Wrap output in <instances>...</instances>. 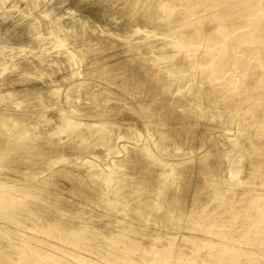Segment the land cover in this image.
<instances>
[{
  "label": "bare ground",
  "instance_id": "obj_1",
  "mask_svg": "<svg viewBox=\"0 0 264 264\" xmlns=\"http://www.w3.org/2000/svg\"><path fill=\"white\" fill-rule=\"evenodd\" d=\"M8 1L0 0V3L4 6ZM160 1L164 10L162 17L173 15L170 23L158 26L159 28L156 27V23H144V27H139L137 17H130L129 20L134 22L127 23L129 27L121 24L124 30H127V27L128 30L132 29L134 25H138L140 29L146 25L149 27L148 30L146 27L145 31L142 29L143 33L139 32L144 36L137 38L136 42H130L134 36L132 38L127 36L126 39L129 38L130 41L126 42L131 44L124 41L126 44L121 46L119 41L109 38L108 40H112L110 45H105L103 40L101 44L105 46L97 47L96 43L94 47V41L91 42L93 39H87V42L91 43L85 46L90 45V48L82 47L83 44H80L79 49L71 46L72 48L65 51L68 63L74 64L76 68H72V72L67 70V76L60 80L70 82V79L76 78L75 82L73 80V83L68 82V87L65 86L68 85L66 83L55 81L56 74H53L55 75L53 82L49 83L50 79L36 86L35 82L30 89L15 85L21 82L22 77L26 78L24 75L27 72L32 73L31 70L36 68L33 61L25 63L22 69L18 65L21 69L19 74H10L9 78L7 76V79L4 78L3 83H0V102L8 92H14L12 96L19 92L18 99L15 100L10 98L9 93L8 103L17 105L23 101L27 104L38 102L42 105L52 99L55 102H62L60 106H63L58 110L57 119L51 117L55 115L44 116V121L42 119L39 123L31 124L33 128L35 124L37 130L44 127L38 133L33 129L28 135L22 136L17 130H12L13 126L7 130L2 125V120L0 121V162L8 163L10 159L17 166L25 165L31 170L30 176L33 177H38V173L42 174L41 169L50 168L51 172V167H57L55 171L53 169L54 172L43 176L42 179L39 178L36 183L34 181L35 184L32 182V185L28 186L29 189L22 192L27 206L23 209L25 217L18 218H23V221L30 223L31 226H36V229H33L37 233L31 232L26 242L21 238L20 243L10 244V241H13V232H19L16 224L21 222L16 216L10 218L8 222L10 225L15 223V229L0 233V239L11 234L12 236H7L9 239L5 241L8 243L5 246L12 245L8 247L12 251L8 250L9 253L2 255L0 264H106L105 261L113 264H235V262L239 264L245 256L249 257L246 264L255 262V255L252 257L255 251L252 254L250 249L255 248L253 242L256 239L246 238L244 232L253 228L257 236H262L264 240V133L241 137L240 143L234 146L233 151L245 153L243 155L239 153L238 157L231 156L233 159H229L230 182L227 181L229 187L224 184L226 188L222 186L221 177L215 178L218 175L217 171L220 172V169H217L220 160L219 156L215 155L218 145L213 137L214 130L208 128L200 131L202 128L198 127L199 130L196 126L201 124V119L209 122L212 120L210 118H220L227 113L236 117L241 114L238 109L246 106L253 109L250 116L252 119L255 117L254 126L258 129L256 131L264 129V120L259 121L264 113V7L260 8V0ZM155 2L156 0H121L116 10L123 14L136 9L141 14L150 15L153 9L158 7L155 6ZM41 4L40 0L28 4L24 11L26 15L19 23L33 17L27 24L35 26L37 19L50 15L41 10ZM211 10L215 23L204 29L198 24L206 21L208 11ZM115 15L116 19L120 18L116 13ZM176 15L178 17L174 18ZM194 15L199 16L195 18ZM193 20L199 22L198 24L195 22L199 27L189 23L194 22ZM49 25L47 31L36 34L38 37H34L35 40L42 36L47 38L50 36L49 41L54 42L55 39H60L59 34L67 32L72 27H56L57 23ZM132 30L134 32V27ZM16 33V30L10 31V35ZM78 35L79 33L73 38L78 39ZM235 35L251 39L243 46V50L246 55L253 58L238 74H233V68L230 70V66L227 67L228 62L230 65L232 58L239 53V46L229 45L228 38ZM67 41L69 43L70 39ZM99 41L98 39L97 42ZM3 53L0 52L1 68L5 64L15 63L14 61L5 63L7 60H4ZM229 54H232L230 60L227 58ZM37 60L39 61L38 58ZM17 63L14 64L13 70L17 69ZM83 63H86V67L80 68ZM2 70L0 75L8 73L6 69ZM41 70L40 68L39 71ZM205 75L208 76L204 78ZM16 78L20 80L17 81ZM224 78L226 81L223 82ZM219 81L223 84L218 85ZM197 82L203 83V93L205 92L201 99L203 101L197 96L189 97L184 94L179 96L186 88H193L192 84ZM239 84V97L225 98V95L231 93ZM14 88H18V91ZM61 88L67 89L66 92L64 90L61 94ZM27 90L29 93H25ZM201 102L206 108L201 106ZM229 105L236 109L240 107L237 110L231 107L232 110L229 111L226 110ZM217 106H220V110ZM17 112H14V117L10 113L9 117L6 116L7 113H3L2 119L4 115L7 121H12L16 116L19 119L25 116L27 120L34 118L28 115L34 111L31 113L26 111L27 114L23 112V115ZM37 119H32V122ZM84 119L90 120V125H86L88 128L84 130L85 133L82 131L66 140L53 139V134L47 136L50 127L47 123L50 120L55 122H50L52 125L65 124L71 128L80 126ZM46 126L47 133L44 132ZM227 132L231 130L227 128ZM31 133L34 135L29 138ZM188 134L191 136L189 138L198 141L194 146V151L199 150L198 154L184 153ZM113 138L116 140L112 146L109 142H112ZM84 140L89 141L88 144H85ZM82 141L85 143L82 145L80 143L82 148L80 146L79 149V144L76 146V143ZM103 143L116 150L115 154L121 152L125 154L124 149H127L130 155L125 160H119V163L111 165L115 159L113 155L102 153L99 148V154L96 153L94 158L88 157L91 160L89 171L77 169L76 173L71 170L75 173L72 174L73 177L64 175L67 173L64 168L70 166L71 169L77 161L70 160L71 157L66 156L67 154L72 156L78 154L77 152L89 154ZM63 156L67 157L66 161L62 159ZM105 161L109 165L107 168L104 167ZM63 169L65 173L62 172ZM34 173H37V176ZM103 174H107V179H100V175ZM110 174L118 175V179H113ZM113 181L114 187L117 188L115 194H119L121 202V207L118 206L117 209L126 213L128 217L131 214L134 218L132 219L134 221L130 219L131 222L128 221L127 224L122 220L125 224L123 227L118 224L123 218L118 220L114 217V212L110 214L104 211V208L102 210L96 208L102 206V203L103 206L111 205L105 201L108 197L105 187H111ZM250 186L257 187L252 190L245 189ZM96 209L100 210L99 213ZM95 211L96 213H92ZM218 211L220 214H213ZM218 215L221 216L218 218ZM201 248L203 250L208 248V251L200 255L203 253H200ZM261 248L263 251L260 256H264V243ZM86 250L90 253L85 254ZM198 253L199 256L196 255Z\"/></svg>",
  "mask_w": 264,
  "mask_h": 264
},
{
  "label": "rangeland",
  "instance_id": "obj_2",
  "mask_svg": "<svg viewBox=\"0 0 264 264\" xmlns=\"http://www.w3.org/2000/svg\"><path fill=\"white\" fill-rule=\"evenodd\" d=\"M36 0H9L4 6H2V4L0 3V52H4L3 53V56H5L4 57V60H7L5 63H9V62H11V63H13V61L16 63V62H18L16 65V67H17V69H19V70H17L15 67V71L13 70V66H15L14 64L15 63H13V64H5L4 65V67H2L1 68V66H0V71L2 70V69H6L7 71H8V73H6L5 75L4 74H1L0 75V83H3L2 82V80L4 81V78H5V80L7 79V78H9V76H10V74L11 75H13V73H15L16 75H18L19 74V72L21 71V69L23 68L22 66H24V64L25 63H28V62H35V67L38 69V71H36L37 69L36 68H34V69H32L31 71H32V73L29 71V74H28V72H27V74H26V72L24 73V74H26V75H24V77H26L25 79H23V77L21 78V82L19 81L20 80V78H19V80L16 78V80L17 81H19V82H17V83H15V85H17V86H20V87H28L29 89L30 88H33V83H35L36 82V84H35V86L36 85H38V84H42V82L44 83V82H48L50 79V81H49V83H51V81H52V79H54L55 77V81H57V82H60V83H66V84H68V85H65V86H69V83H71L72 82V80H73V82H75V80H76V78H74V79H70V82L69 81H66V82H62V81H60L61 79H62V77L64 78L65 76H67V74H68V72H70L71 70H72V68H75L73 65L74 64H71V63H68V55L65 53V51H67L68 49H70V48H72V47H78V49L79 48H81V46H80V44H83L82 45V47L83 46H85V44H90L91 42H93L94 41V43H93V46L94 47H96V45H94V44H98L97 45V47H99L100 45H103V46H105V45H107V44H111L112 42H110V41H114V40H117V41H119L118 43L120 44L121 43V46H122V44H126L127 42H129L130 41V39L129 38H132L133 36V39H131V41L130 42H136L137 41V38H141V36L143 35V34H140V33H143L146 29V27H147V25L146 24H148V23H156V27H160V26H163V25H166L168 22L170 23V21H171V19H172V16L173 15H164L165 17L163 18L162 17V15L164 14V10H162V8H161V2L162 1H160L159 2V0H156V2H155V6H158V7H156V8H154L153 9V12H152V14H148V15H146V14H144V13H142L141 14V12H139L138 10H136V9H133V10H131V11H127V12H124L123 14H121V12H117V10H118V5L120 4V1L121 0H40L41 2H42V4H41V10L43 9V10H45L46 11V13H50V15H48V16H46V17H43V18H39V19H37L35 22L37 23V25H35V26H33L32 24H27V23H29L31 20H32V18L33 17H30L29 19H24L25 21H23V22H20L19 23V21L22 19V18H24L25 16L24 15H26V14H24V11H25V9L27 8V6H28V4H30V3H33V2H35ZM232 0H229V2H231ZM158 3V4H157ZM157 4V5H156ZM160 4V5H159ZM259 6H260V8H263L264 7V1L263 0H260V3H259ZM262 6V7H261ZM117 7V8H116ZM117 9V10H116ZM155 9H156V11H155ZM264 9V8H263ZM49 11V12H48ZM132 12V13H131ZM139 12V13H138ZM159 12V13H158ZM209 12V14H208V18L206 19V21L205 22H202V23H197L195 20H193L194 22H189V23H194V27H199L198 25H200L202 28H204V29H206V28H208V27H210V26H212V24L214 25V23H215V19H214V17L211 15L212 14V12H213V10H211V11H208ZM115 13L117 14V17H119L120 16V18H118V19H116L115 17H116V15H115ZM118 13H120V14H118ZM256 13V12H255ZM255 13L253 14L254 16H255ZM134 14V15H133ZM138 14V15H137ZM257 14V13H256ZM263 14H264V12H263ZM136 15V16H135ZM153 15H154V17H153ZM161 18H160V17ZM170 16V17H169ZM199 16V15H198ZM198 16H196V15H194V17L196 18V17H198ZM213 18H212V17ZM126 17V18H125ZM130 17L132 18V17H137V22L139 23V27H144V23H146L145 25H146V27L145 28H142V29H144V31L142 30V29H140L139 27H138V25H134L133 27H134V32H133V27H132V29L130 28L129 30H128V24L130 23V21H131V23H133L134 22V20H129L130 19ZM175 17H178L177 15L176 16H174V18ZM115 18V19H114ZM122 18V19H121ZM138 18H139V20H138ZM164 20H163V19ZM128 20V21H127ZM29 21V22H28ZM155 21V22H154ZM78 22H80V23H78ZM195 22L198 24H195ZM49 23H57V25H55L56 27H58V26H65V27H67V26H72V27H70V29H68L67 30V32H65V33H63V34H59L60 35V39H55V41L54 42H52V40H50L49 41V39L48 38H50V36L47 38V36H45V37H40V38H38V39H36L35 40V38L34 37H36L37 35V33H40V32H43V31H47L48 30V28H49ZM73 23V24H72ZM77 23V25H75V24ZM128 23V24H127ZM140 23H142V24H140ZM66 24V25H65ZM125 26L124 24H126V26H128L127 27V30H124V29H122L123 28V26ZM206 26H205V25ZM210 24V25H209ZM87 25V27H85ZM196 25V26H195ZM204 27H203V26ZM208 25V26H207ZM135 27H137V28H135ZM158 27V28H159ZM192 27V26H191ZM193 27V28H194ZM82 29V31H81V29ZM148 28L149 27H147V30H148ZM136 29V30H135ZM12 30H16L17 31V33L16 34H13V35H10V31H12ZM87 30V32H85V31ZM141 30L143 31V32H141ZM79 31V32H78ZM89 31V32H88ZM82 33V35H81V33ZM130 32H132L134 35H132V33H130ZM140 32V33H139ZM79 33V38L78 39H75V38H73V36L74 35H77ZM85 33V34H84ZM87 33H88V35H87ZM130 34V35H132V36H129V35H127V34ZM138 33V34H137ZM84 34V35H83ZM125 34H126V37H125ZM140 34V35H139ZM7 35H8V37H7ZM63 35V36H62ZM138 35V36H137ZM263 35H264V33H263ZM58 36V35H57ZM67 36V37H66ZM81 36H82V38H81ZM85 36V37H84ZM115 36H117L118 37V39H117V37H115ZM123 36L125 37V38H123ZM127 36L129 37L128 39H126L127 38ZM144 36V35H143ZM142 36V37H143ZM240 35H235V36H233V37H230V38H228V40L230 41L229 42V45H236V46H239V49H238V52L239 53H236L237 54V56H234V58H232V60L230 61V65H229V62H228V64H227V67L229 68V66H230V70L233 68V74L235 73H240L242 70H243V68H244V66H245V64H247L248 62H250V60H252L253 58H252V56H250L249 57V55H246L245 54V52H244V45H246V44H248V43H246L247 41H249V40H251L250 38H241V37H239ZM38 37V36H37ZM36 37V38H37ZM64 37V38H63ZM108 37V38H107ZM112 37V38H111ZM119 37H121L122 38V40H121V38H119ZM33 38H34V40H33ZM62 38L64 39V40H62ZM68 38V39H67ZM112 39V40H108V39ZM115 38V39H114ZM46 40V42H45V40ZM69 40L70 39V41H69V43H68V41L67 40ZM85 39V40H84ZM87 39L88 40H90V39H93L90 43L89 42H87ZM100 40L99 42H97V40ZM104 40V43H105V45L102 43L101 44V41H103ZM109 42H108V41ZM66 41V42H65ZM82 41L84 42V43H82ZM126 43H125V42ZM48 42V43H47ZM108 42V43H107ZM48 45H46V44ZM51 43V44H50ZM68 43V44H67ZM45 44V45H44ZM78 44H79V46H78ZM119 44H116V46H119ZM127 44H131V43H127ZM76 45V46H75ZM66 46H68V47H66ZM72 46V47H71ZM103 46H101V47H103ZM90 48L91 46L89 45H87V46H85V48ZM38 48H40V49H38ZM59 48H61V49H59ZM88 51H90L91 49H87ZM42 52V53H41ZM201 52V51H200ZM36 53H40V54H36ZM63 54H65V55H63ZM201 54V53H200ZM248 54V53H247ZM50 55H51V57H50ZM231 55L232 54H229V57H227L229 60L231 59L230 57H231ZM253 55V54H252ZM45 58H44V57ZM240 57V58H237V57ZM40 57H42V58H40ZM46 57H48L50 60H48V58H47V60H46ZM54 57H55V61H54ZM59 57V58H58ZM65 57V58H64ZM233 57V56H232ZM257 57V56H256ZM35 58V59H34ZM37 58L39 59V61L37 60ZM57 58V59H56ZM258 58V57H257ZM34 59V60H33ZM249 59V61H247ZM36 60H37V63H38V65H36L37 63H36ZM46 60V61H45ZM53 60V61H52ZM49 61V62H48ZM56 61L58 62V63H56ZM63 61H65V62H63ZM45 62V63H44ZM46 62H48V63H46ZM70 62H72V61H70ZM22 63H23V65H22ZM52 63V64H51ZM44 64V65H43ZM70 66V68H69V66ZM85 64V65H84ZM11 65V66H10ZM21 66L20 68H19V66ZM40 65V66H39ZM43 65V66H42ZM51 65H52V68H51ZM256 65V64H255ZM10 66V67H9ZM46 66H47V68H46ZM58 66V67H57ZM59 66H61V67H59ZM252 66H254V63H253V65ZM12 67V68H11ZM69 69H68V68ZM83 67H86V63H83L82 65H81V67L80 68H83ZM226 67V70L228 69ZM11 68V69H10ZM42 69L41 71H43V73H41V71H39V69ZM55 68V69H54ZM65 68H67V69H65ZM9 69V70H8ZM36 69V70H35ZM53 69V70H52ZM59 69H60V71H59ZM63 69V70H62ZM66 71H65V70ZM76 69V68H75ZM13 70V71H12ZM34 70V71H33ZM47 71V73H48V75H46L47 73H46V71ZM50 70H52V72L50 71ZM55 70V71H54ZM67 70H68V72H67ZM85 70V69H84ZM3 71V70H2ZM12 71V72H11ZM53 71H54V73H53ZM59 72V74H57V72ZM66 73H65V72ZM228 71V70H227ZM11 72V73H10ZM36 72V73H35ZM38 72H39V74H38ZM51 72V74L50 75H52L51 77H50V75H49V73ZM56 72V73H55ZM72 72V71H71ZM256 72V71H255ZM45 74V75H41V74ZM53 74H56V76L55 75H53ZM71 74V73H70ZM9 75V76H8ZM28 75V76H27ZM32 77H31V76ZM62 75V76H61ZM8 76V77H7ZM43 76V77H42ZM45 76V77H44ZM55 76V77H54ZM61 76V77H60ZM208 75H205L204 76V78H206ZM7 77V78H6ZM50 77V78H49ZM69 77V76H68ZM248 77H250V76H248ZM203 78V79H204ZM22 80H24V81H22ZM47 80V81H46ZM59 80V81H58ZM63 80V79H62ZM202 80V79H201ZM54 81V80H53ZM52 81V82H53ZM222 81L224 82V81H226V78H224V80L222 79ZM222 81H219L218 82V85H221V83H222ZM29 82H30V84H31V86H29L30 84H29ZM69 82V83H68ZM72 82V83H73ZM24 83V84H23ZM27 83V84H26ZM202 85L203 83H201V82H197V83H195L194 85L192 84V87L193 88H191V87H189V88H186L179 96H181V95H187V96H189V97H191V96H197L198 98L200 97V100L204 97V93H203V85L201 86L200 84ZM21 84V85H20ZM23 84V85H22ZM223 84V83H222ZM46 85V84H45ZM199 85V86H198ZM16 86V87H17ZM42 86V85H41ZM221 86H219V88H220ZM239 87H240V84L239 85H237L236 87H234L232 90H231V93H227L226 95H227V97H226V95H225V98H231V97H236V96H238L239 97V92H238V89H239ZM19 88V87H18ZM18 88L16 89V88H14V89H16L15 91H18ZM191 88V89H190ZM62 89V92H61V94L62 93H64L63 91L65 90V92H66V90L67 89H65V88H61ZM190 89V90H189ZM28 92H25V93H29V90H27ZM173 91V90H172ZM174 92V91H173ZM9 93H11V92H8V94H7V96L9 95ZM14 93V92H13ZM13 93H11V96H10V98L12 97L14 100L17 98L18 99V95H19V92L18 93H15L13 96H12V94ZM5 94V93H4ZM18 94V95H17ZM64 95V94H63ZM2 96H3V94H2ZM6 96V95H5ZM7 96L4 98L5 99V101H4V99H3V101H1L0 102V110L1 109H3V111H0V121H1V123H2V125L3 126H5V128L7 129L8 127L10 128V127H12L13 126V128H12V130H17L18 132H20V134H22V136H25V135H28L29 133H30V131H33V129L34 130H36L35 132L36 133H38V131H41L42 129L41 128H44V127H40V129L39 130H37L36 129V125L34 124V128H33V126H31V124L32 123H39L40 122V120H42V121H44V119H45V117L46 116H51V115H55V116H51V117H56L55 119H57V116H58V113H59V109H60V105H62V104H60V103H62V102H55V101H52V99H51V101H52V103H51V101L49 102L48 101V103L46 104V103H44V104H39L36 100H34L35 102H37V103H35V104H27V103H23V101H22V103H20V104H18L17 103V105H13V104H10V103H8V102H10L9 100V97H8V99H7ZM40 96V95H39ZM53 98V97H52ZM21 99V98H20ZM19 99V100H20ZM59 99H61V98H59ZM232 99V98H231ZM201 101H203V100H201ZM8 104H7V103ZM57 103H59V104H57ZM202 104H201V106L202 107H205V104L203 103V102H201ZM51 104V105H50ZM53 104H57L56 106L54 105V106H52ZM33 105V106H32ZM37 105V106H36ZM44 105V106H43ZM46 105H48V106H46ZM58 105H59V107H58ZM23 106V107H22ZM38 106L40 107V108H38ZM34 107V108H33ZM63 107V106H62ZM61 107V108H62ZM230 107V108H229ZM229 107L227 106V108L228 109H226V110H229L230 111V109H231V107H232V105H229ZM240 107V106H239ZM239 107H237V109L239 108ZM4 108H6V110L4 109ZM8 108H11V109H13L12 111H11V109H9L8 110ZM24 108V109H23ZM36 108H37V112H36ZM206 108V107H205ZM216 108V107H215ZM217 108H218V110H220L219 108H220V106H217ZM232 108H234L233 110H237L235 107H232ZM245 108H248V107H244L243 108V106L241 107V108H239L238 109V111H241L240 113V115H236V117H235V115L233 116V115H230L229 113H227V114H225V115H223L222 117H220V118H215V119H213V118H210V119H212V120H210L209 122L208 121H205V120H203V119H201V118H199V119H201V121L203 122H201V124L200 125H198V126H196L200 131H205L206 129H208V128H210V129H213L214 130V132H213V137H214V139H215V142H216V145H218V147H216L217 149V151H215V155L219 158V160L220 161H218V165L220 166H218V168L217 169H220V172H219V170L217 171V173H218V175H217V173L214 175V176H216L217 175V177H215V178H220V179H223V183H222V186L224 185V184H226V186H228L229 187V184H228V182H230L229 180H230V176H229V161L230 160H232L233 158H235V157H238V155H239V153L241 154V155H243L245 152L244 151H242V152H240L239 151V153H238V150L237 151H233L234 150V146H237L239 143H240V140H241V137H244V136H252V135H254V136H257V134H260V132H262V133H264V129L263 130H261V131H256V127L254 126V123H255V120H254V118L252 119V117L250 116V112H253L252 110L253 109H245ZM56 109V110H55ZM5 110V111H4ZM18 112H17V111ZM23 110V111H22ZM32 112V111H34V113L32 112L31 114H28L30 117H34V118H32L33 120H35V119H37L36 121H34V122H32L33 120L30 118V120H27L26 118H25V116L24 117H21V119H19V117H15V118H18L19 120H15V118H12V121L11 120H9L10 121V123H9V121H7L6 120V118H5V115H4V120L2 119V115H3V113H7V117H9L10 116V114H12L11 116H13L14 117V114L17 112L18 114H20V115H23L24 113H26L27 114V112ZM32 110V111H31ZM42 112H41V111ZM232 110V109H231ZM15 112V113H14ZM24 112V113H23ZM39 112V113H38ZM10 113V114H9ZM44 113V114H43ZM57 113V114H56ZM62 113V112H61ZM8 114H9V116H8ZM34 114H37L36 116L34 115ZM41 114V115H40ZM31 115H34V116H31ZM39 116V117H38ZM43 116V117H42ZM45 116V117H44ZM26 117H27V115H26ZM37 117V118H36ZM235 117V118H234ZM26 119V120H24V119ZM14 119V120H13ZM23 120H24V122H23ZM39 120V121H38ZM256 120H258V119H256ZM260 120H264V113H263V116L262 117H260V119H259V121ZM16 121H18V122H16ZM232 121H234L233 123H232ZM13 122V123H12ZM16 122V123H15ZM20 122V123H19ZM50 122H51V120L50 121H48V123H47V126H50L49 128H48V130H49V133H47L48 132V130H47V126H46V130H44V132L45 133H47L48 135V137L49 136H51L52 134V136H53V139L55 138H58V139H64V140H66V139H69V138H72V137H74V136H77L78 134H80V132H84V130H86L88 127H86V125H90V120H87V119H84L82 122H81V124H80V126H73V127H71V128H69L68 126H66L65 124H64V126L63 125H60L59 126V124H58V126H56V125H52V124H50ZM54 121L52 120V122L51 123H53ZM88 122V123H87ZM214 122V123H213ZM5 123V124H4ZM28 123H30V124H28ZM55 123V122H54ZM230 123H232V125L230 124ZM43 124V123H42ZM61 124V123H60ZM208 124V125H207ZM10 125V126H9ZM201 126V127H200ZM208 126V127H207ZM15 127V128H14ZM51 127H52V129H51ZM67 128H69L67 131L65 130V129H67ZM197 128H195V129H197ZM227 128H229V130H231V132H227ZM11 129V128H10ZM197 129V130H198ZM7 130H9V129H7ZM52 130V131H51ZM258 130V129H257ZM51 131V132H50ZM66 131V132H65ZM234 132V133H233ZM12 133H14V132H12ZM85 133V132H84ZM233 133V134H232ZM32 134V133H31ZM50 134V135H49ZM61 134V135H60ZM229 134V135H228ZM235 134V135H234ZM33 135L34 134H32V135H30L29 136V138H32L33 137ZM55 135V136H54ZM189 135V136H188ZM187 135V140H186V143H187V145L185 146V148H184V150L183 151H185L184 153H186V154H188V153H190V152H195V153H197L198 151L196 150V151H194V149H195V145H197L198 143V141L196 140V139H191V138H189V137H191L190 136V134H188ZM233 135V136H232ZM232 136V137H231ZM195 138V137H194ZM114 139V140H113ZM112 139V142H109V144H111L112 146L114 145V143H115V138H113ZM28 141H30V140H28ZM85 141V140H84ZM84 141H82V142H77L76 143V146L79 144V149H81L82 148V144L83 143H85ZM88 142L89 141H87L85 144H88ZM80 143H81V145H80ZM109 144H105L104 145V143L103 144H101V147H96V148H94L89 154L87 153V152H77L78 154H74L73 156L72 155H66V156H68L69 158H70V160L71 159H73L74 161H76V163H75V165L70 169V166L69 167H66V168H64L65 169V172L67 171V173L66 174H64V175H67V176H69V177H73L72 176V174L74 175L76 172H78L80 169L81 170H90L91 169V160H89L88 159V157L89 158H94L95 157V154L96 153H100L99 151H100V149H101V152L102 153H106V154H110V155H113V157L115 158L114 159V161L112 162V164L111 165H113V164H116V163H119L118 161L119 160H125V158H127V157H129V155H130V153H129V151L127 150V149H124V153L125 154H123V152H121L120 154H115L116 153V150L114 151V149H112V147H111V149H110V147H109ZM192 144H193V147H192ZM80 146H81V148H80ZM201 146V145H200ZM100 148V149H99ZM106 148V149H105ZM76 149H77V147H76ZM96 149V151L94 152V150ZM103 149V150H102ZM109 149V150H108ZM186 149L187 150H189V151H186ZM104 151V152H103ZM114 151V152H113ZM128 151V152H127ZM75 152V151H74ZM233 154V155H231V153ZM225 153H227V154H225ZM87 154V155H86ZM105 154V155H106ZM198 154V153H197ZM217 154H219V155H217ZM237 154V156H235V155ZM65 155V154H64ZM192 155H195V154H192ZM66 156H63L62 157V159L63 160H65V157ZM221 156V157H220ZM231 156H233V158H231ZM195 157L197 158L198 156L197 155H195ZM194 157V158H195ZM69 158H68V160H69ZM86 158V159H85ZM104 158V157H103ZM120 158H122V159H120ZM199 158V157H198ZM197 158V159H198ZM66 159H67V157H66ZM84 159V160H83ZM230 159V160H229ZM83 160V162H81ZM13 160H10L9 159V162L8 163H6V162H0V233L2 234V232H5L6 230L7 231H9V230H11V231H13L15 228V223H12V225H10V223L8 222L9 220H10V218H14L15 216H16V218L17 219H19L18 218V216H20V217H22V216H24L25 217V213L23 212V209H24V207H26L27 205V203H26V200H24V197H22V192L23 191H25V190H27V189H29L28 188V186H30V184L32 185V182H33V184H35L36 183V181H38V179L39 178H44L45 177V175H47V174H51L52 173V171H53V169H54V171L56 170L55 168H57V167H55V168H53V167H51V169H52V171L50 172V168H48V169H41V171H42V174L41 173H38L39 175H38V177H33V176H30V174H32L31 173V170H29V168H27V166H22V167H20V166H17V164H15V163H13L12 162ZM26 162H27V160H25ZM66 161V160H65ZM78 163V164H77ZM81 165H80V164ZM222 163V164H221ZM14 164H15V166H14ZM104 164H108L106 161L104 162ZM104 164H102V166H104ZM104 166V167H109V165H107V166ZM10 166V167H9ZM20 167V169H17V167ZM8 167V168H7ZM15 167V168H14ZM223 169H222V168ZM13 168V169H12ZM96 168V167H95ZM224 168H226L225 170L226 171H224ZM22 169V170H21ZM64 169H63V171L62 172H64ZM77 169H78V171H77ZM13 170V171H12ZM46 170H48V171H46ZM72 170L73 172H75V173H73L72 171L70 172V171ZM6 171V172H5ZM26 171V172H25ZM53 171V172H54ZM29 172V173H28ZM64 172V173H65ZM68 172H70L69 174H68ZM11 174V175H10ZM21 174V175H20ZM220 174V175H219ZM34 175H36L37 176V173H34ZM111 176H112V178L113 179H118V175H116V176H114V175H112V174H110ZM223 175V176H222ZM22 176V177H21ZM44 176V177H43ZM225 176V177H224ZM21 177V178H20ZM107 174L106 175H100V179L101 180H105V179H107ZM115 177V178H114ZM227 177V178H226ZM14 178H16V179H14ZM18 178V179H17ZM26 178V179H25ZM28 178V179H27ZM37 178V179H36ZM224 178H225V180H224ZM22 180V181H21ZM19 181H20V183H19ZM34 181H35V183H34ZM224 181H226V182H224ZM228 181V182H227ZM16 182V183H15ZM24 182H26V184L24 183ZM29 182V183H28ZM68 183V182H67ZM29 184V185H28ZM49 184V183H48ZM228 184V185H227ZM112 186V188L111 187H109V186H106L105 187V189L107 190V193H108V197H106V202L107 203H110L111 205H109L108 206V204L106 205V204H104V206H103V203H102V206L101 205H99L98 207H96L97 209H100V210H102V208H104L103 210L104 211H108L107 213H112V212H114L113 214H114V217H116V218H118V220L120 219V218H123V219H121V221H118V222H120V223H118L119 225H121L120 227H123V221L125 222V224H127L128 223V221L129 222H131V220L132 219H134L133 218V216H131V214H129V217L127 216V214L126 213H122L121 211H119L118 209H119V207H121V202H120V200H119V194L118 195H116L115 194V190H117V188L116 187H114V185H115V182L113 181V183L111 184ZM225 185H224V187H226ZM257 186H250V187H248V188H245V189H247V190H252V189H254V188H256ZM227 188V187H226ZM69 190H71V189H69ZM69 190H67V192H71V191H69ZM75 190V189H74ZM77 191V190H76ZM113 192V193H112ZM2 194V195H1ZM4 195H5V197H4ZM3 196V197H2ZM215 203V202H214ZM108 206V207H107ZM119 206V207H118ZM106 207V208H105ZM118 208V209H117ZM96 209V211H98L97 213H99V211L100 210H97ZM92 210V209H91ZM96 211L95 212H92V213H96ZM119 212V213H118ZM110 213V214H111ZM213 213V212H212ZM216 213V214H215ZM215 213H213L214 215H217L218 213L220 214V212L218 211V212H215ZM116 215V216H115ZM121 216V217H120ZM221 216V215H220ZM219 215H218V218L220 217ZM225 216V215H224ZM132 217V218H131ZM131 219V220H130ZM21 222L20 223H17L16 225H17V230H19V232H16V233H14L13 232V238H12V242L10 241V244H12V243H17V242H21L22 240H20L21 238H23V241H24V239H25V241L24 242H26V240H28V236H29V234H31V232H32V234H34V233H37L36 231H35V229H36V226H34V225H32L31 226V224L30 223H28V222H25V221H23V218H21V219H19ZM26 220V219H25ZM123 220V221H122ZM2 221V222H1ZM27 221V220H26ZM132 221H134V220H132ZM122 222V223H121ZM124 224V225H125ZM118 225V226H119ZM21 226V227H20ZM23 227V228H22ZM28 227V228H27ZM30 227V228H29ZM3 228V229H2ZM19 228V229H18ZM33 228H35V229H33ZM33 230V231H32ZM22 231L24 232V233H22ZM26 231H27V233H28V235H26ZM30 232V233H29ZM21 233H22V235H23V237H21L22 235H21ZM187 233H189V232H187ZM42 234V233H41ZM4 235V234H3ZM9 236H12L11 234H8ZM8 235H4V236H6V238H1L0 239V262L2 261V255L3 254H5V253H9L10 251H12V249L10 248V249H8V247L9 246H12V245H8V246H5V245H7L8 243H6L5 241L7 240V239H9L7 236ZM21 235V236H20ZM26 235V236H25ZM17 236V237H16ZM197 237H200L199 235H196ZM244 236L247 238H250V239H252V238H254V239H256L254 242H253V244H254V246H255V248L253 247V249H250V251H252V254L254 253V251H255V253L253 254V256L252 257H254V255H255V262L254 263H252V264H264V256H260V253H262V251H263V249L261 248V246H263V238H262V236L261 237H258L257 236V234H256V232H255V230L253 229V228H250V229H247V230H245V232H244ZM27 238V239H26ZM15 240V241H14ZM17 240V241H16ZM4 243V244H3ZM178 243V242H177ZM2 244V245H1ZM22 244V243H21ZM163 244V243H162ZM161 244V246L160 247H162L163 245ZM178 244H181L180 242L178 243ZM177 244V245H178ZM5 248H6V250H5ZM259 249V250H258ZM261 249V250H260ZM8 250H10V251H8ZM202 250V251H201ZM206 250L208 251V248H206V249H200V253L201 252H203V253H198V254H196V255H198L199 256V254L200 255H203L205 252H206ZM259 252H258V251ZM6 251V252H5ZM205 251V252H204ZM85 254L87 253V254H89L90 252L89 251H85L84 252ZM192 253V252H191ZM256 253L258 254V255H256ZM251 254V255H252ZM251 255H248V256H251ZM244 258V257H243ZM243 258H242V260H243ZM248 258V259H247ZM241 260V261H242ZM244 260H246V261H244ZM242 262L241 261H239V264H241V263H243V264H246L248 261H249V257H247V256H245V259H244ZM241 262V263H240ZM105 263L106 264H113L112 262H106L105 261ZM238 264V262H235V264ZM12 264V263H11ZM13 264H15V263H13Z\"/></svg>",
  "mask_w": 264,
  "mask_h": 264
}]
</instances>
